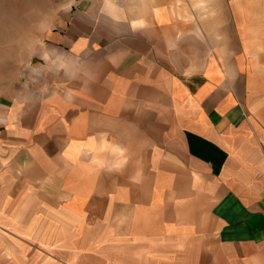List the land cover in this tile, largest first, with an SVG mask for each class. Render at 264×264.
<instances>
[{
	"label": "crops",
	"instance_id": "obj_1",
	"mask_svg": "<svg viewBox=\"0 0 264 264\" xmlns=\"http://www.w3.org/2000/svg\"><path fill=\"white\" fill-rule=\"evenodd\" d=\"M55 11L0 85V264H264V0Z\"/></svg>",
	"mask_w": 264,
	"mask_h": 264
},
{
	"label": "rangeland",
	"instance_id": "obj_2",
	"mask_svg": "<svg viewBox=\"0 0 264 264\" xmlns=\"http://www.w3.org/2000/svg\"><path fill=\"white\" fill-rule=\"evenodd\" d=\"M61 1L0 0V85H5L19 73L26 62L33 63V58L28 60V57L34 43H28V38L38 35L43 22L49 24L53 21L57 13L55 8ZM39 82V76L33 71L30 76L23 77L21 84L26 91L34 94Z\"/></svg>",
	"mask_w": 264,
	"mask_h": 264
}]
</instances>
